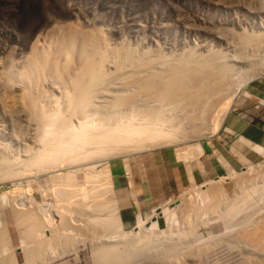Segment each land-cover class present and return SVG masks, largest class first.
Wrapping results in <instances>:
<instances>
[{
  "label": "bare ground",
  "instance_id": "bare-ground-1",
  "mask_svg": "<svg viewBox=\"0 0 264 264\" xmlns=\"http://www.w3.org/2000/svg\"><path fill=\"white\" fill-rule=\"evenodd\" d=\"M252 1L258 4V9L261 6L260 12L264 13V0ZM258 23L260 22L258 21ZM89 32L85 33L78 27L68 29L63 37L66 43L63 41L62 44H65L57 45L58 47H55V44L46 46L47 43L40 45L41 41H39L24 58L21 70L8 71L10 80L20 86L21 92H17L20 95L17 102L23 108L21 111H23V117L27 122L28 132L26 131L27 133L23 135L25 142L19 152H13L11 150L13 147L10 148L7 143L0 141V181L3 180L2 175L7 170L22 168L23 172L14 170L13 173L16 172L17 175L15 174L16 177L10 176L11 179L15 178L21 183L33 175L32 170H35L50 174V180L54 185L57 182L61 185V182L64 181V186H66V182L69 185L74 183L76 186L78 185V189L83 190L86 183H92V180L93 182L98 181L100 174H97L98 177H96L95 170L102 166L108 168L112 157L117 155L129 157L135 152H141L145 147L146 149L156 147L165 134L171 133L169 135L171 137L181 131L183 132L182 137L185 135L198 139L202 138L203 134L210 136L211 133H208L210 131L203 130V125L216 110L219 109L220 112L223 108L225 110L229 108L234 97V90H240L244 84L239 80V73L242 72V69L264 64V22L262 20L260 24L255 25L253 31L251 29L250 32H247L248 34H244L246 37L241 35L243 41L238 40V42L241 41L240 46H237L238 43H233L239 49L231 43L233 57L230 59L224 57V54L222 57L211 55V52H218L217 49L213 50V46H211L213 51L208 46L204 52L201 48L202 52L201 54L198 52V57H195V54L176 61L169 59L167 61L166 57V59L162 58L163 60L157 59V57L150 58V55H146L148 51L138 54L137 49L134 48V50L131 47H127V50L121 49L119 46L118 49L112 48L108 44L109 41L106 42L102 35L95 32L93 35L92 31ZM242 32L244 33V31ZM218 35L221 36V39L225 38L222 33H218ZM218 40L216 41L220 42ZM227 47H225L226 50L229 49V46ZM231 49L232 47H230V51H232ZM241 52L244 55H241ZM262 71H264L263 65L259 73ZM241 80L244 79L241 78ZM238 84H241V87H238ZM227 97L230 99L226 106ZM18 138L21 139V137ZM193 138H179L175 142L186 143L196 139ZM166 143L168 144V142ZM260 153L264 155L263 150H260ZM242 159L245 162V157ZM242 161H239V164ZM248 162L251 161L242 163L246 165ZM262 162L259 166L250 165L248 168L246 166L247 169H243L244 166H241L240 172L232 167L233 172L230 174V180L225 184L221 182L224 181L222 179H211L200 185L199 190H196L197 192L193 193L191 197L180 201L185 204L184 219L192 221V217L202 213L203 209L204 212L211 213L210 211H213L214 215L216 212H221L219 214L225 220H235L236 225L238 224L237 230L239 229V231L235 230L237 233L233 234L232 239L241 242L242 245L250 246L248 249L255 250V253L264 255V161ZM12 170L7 172L11 171V174ZM7 172L6 174H8ZM63 172H67L66 175ZM81 172L84 173V178L80 182L76 176ZM92 172H95L93 176H90L92 179L85 177ZM10 177L4 178L10 179ZM195 188L197 189V187ZM71 190L74 191V189ZM71 190L69 189L67 192ZM60 191H58V195L56 194L57 198L62 196L66 190H62L63 193L61 192L59 195ZM67 192L65 194L67 199L61 201V198H58L59 201L68 200L69 195L72 197L81 196L77 192V188L74 191L76 192L74 196ZM92 195L94 196V194ZM96 195L93 201L96 199L97 202L94 203H101V196L97 197ZM62 197L64 198V194ZM72 197L69 200L73 201ZM96 197L101 198L100 201ZM78 201L81 202V198H77L73 204L76 202V206H78ZM61 202L57 203L54 200L37 202L35 198L19 197L15 193L8 196V193L4 191L0 194V264H56L57 259L66 256L67 247H72L68 246V243L75 242L72 241V237L84 241L91 235L93 236L90 240L91 243L95 240L92 238H96L97 235L92 229L96 228L100 234L97 236H103L100 240L103 243L108 241V244L104 243L106 245L102 246L103 248L100 247L102 244L98 245L102 249L101 254L97 255L96 253L95 256H98L99 264H127L128 261L132 264L131 260L136 262L135 258L141 256L144 259L143 255H147L150 259L172 258L173 256H179L178 258L183 256L184 258L186 251L193 247L188 244L190 241L187 244H181V240H178L177 243H175L177 240H173L175 241L173 243L169 241V244L158 243L159 240L158 242H143L144 244H139V242L134 243L139 245L133 247L135 246L131 242L133 240L123 238L126 239L127 244L129 242L133 245L130 244L131 246H129L133 249L128 246L129 250L127 251L124 248L126 251L124 252V249H119L116 246L117 242L114 241L116 240L114 232L117 229L116 225L121 226L118 220L116 222L111 219L114 214L95 218H90L87 215L88 218L81 214L82 210L75 208L82 211L80 213L76 211V213L74 209H69L65 205L66 202L65 204ZM102 202L104 205H100L105 206L106 202ZM92 204L88 205V209L94 206ZM202 206L203 209H201ZM2 207H7L8 212L14 215L19 236L17 247L14 245L10 221L8 223L6 216L3 215ZM70 207L74 208L72 205ZM109 207L112 211L115 209L113 199L109 202L106 210ZM166 207L154 208L156 209L154 213L153 211L149 212L153 214L151 215L153 217H145L142 214L143 218L141 216L137 218L139 219V224H136L138 236L142 237L144 233L155 232L149 228L148 231L144 229L159 226V217L164 218L165 221L169 220L167 216L170 217L175 212L174 205ZM103 208H99L97 214H100L102 210L105 211ZM93 209L91 212L96 210L95 208L92 211ZM260 210H262L261 213ZM175 218L173 220H176ZM84 226L86 230L89 228L87 226L92 227L91 234H89L90 231L83 232ZM185 232L187 234V231ZM173 233L172 231L169 233L170 238L171 235L173 238L176 235ZM181 235L177 234L176 236ZM185 238H181L182 241ZM85 240L89 241V239ZM111 240L115 242V245H113L114 242H111L112 246H109ZM136 240L138 239L136 238ZM186 240L187 238L184 241L186 242ZM77 242L79 241L77 240ZM99 242L97 241L96 244ZM126 243L123 241L119 245L124 244V247L128 249ZM92 245L95 248V243H91ZM73 247L74 250L70 248V250L72 249V251L69 250L70 253L76 252L75 244ZM209 247L198 249L202 253L201 257L198 255L195 258L192 255L186 257L195 260L198 258L201 260L200 263H203L204 260L205 263L216 264L210 262L215 261L216 251L212 250L213 247ZM242 262L250 263V260L243 257ZM185 264L187 263L185 262Z\"/></svg>",
  "mask_w": 264,
  "mask_h": 264
},
{
  "label": "rangeland",
  "instance_id": "rangeland-1",
  "mask_svg": "<svg viewBox=\"0 0 264 264\" xmlns=\"http://www.w3.org/2000/svg\"><path fill=\"white\" fill-rule=\"evenodd\" d=\"M260 10L261 6L258 9V4L252 0H0V141L7 143L10 148L13 147L14 149H11L13 152H19L23 146V142H25L23 135L28 132L27 122L25 121V117H23V111H21L23 108L17 102V98L20 97L17 92H21L19 90L20 86L14 84L10 80L8 71H13L14 69L16 72L21 70L25 61L24 58L31 48L39 41H41L39 42L40 45L43 43L46 45L47 43L48 45L46 46L53 44H55V47L57 45L63 46L66 43L63 38L66 34L65 32L73 27H78L85 33L86 31L87 33L89 31V33H91L92 31L93 35L95 33L100 36L102 35V37L106 39V42L109 41L108 44L112 48L115 47L118 49L121 47V49L127 50V47H131L132 49H137L138 54L142 51L143 53L144 51L145 53L148 51L146 55H150V58L157 57V59H162L166 57L167 61L168 59L170 61H176L195 54V57H198V52H200V54L202 52L201 48L204 52L208 46L211 50L213 48V50H218V52L215 50L216 53L211 52V55L222 57L224 54V57L230 59V57H233V43H238L237 46H240L239 44L241 41L238 42V40L241 39V35L250 32L251 29L253 31L255 25L260 24L261 20L264 22V13L260 12ZM258 21L260 23H258ZM242 31H244V33ZM218 33L224 34V37L228 39L224 37L225 40L221 39ZM59 36L61 37L60 39ZM244 36L246 37V35ZM230 38L232 39L230 40ZM52 40L56 43L52 42ZM241 40L243 41V37ZM63 41L65 42L64 44H62ZM211 46H213V48ZM227 46H229V49L226 50L225 47ZM230 47H232V51H230ZM220 48L222 49L220 50ZM202 54L205 55V53ZM240 54L244 55L242 52ZM262 65L264 66L263 63ZM262 65L242 69V72L245 70V73H239V80L244 82V84L242 87L241 84H238V87H241V89L234 90V97L231 100L232 103L229 105V108L226 110L223 108L220 112L218 111L219 109L216 110L219 113L215 111V113H212L213 115L206 120V125L202 124L204 126L203 130L210 131L208 132L211 133L210 136L203 134V136H205H202V138L197 139V137H194L196 138L194 139L192 137L194 140L179 144L175 142L177 141L176 139H186V137L187 139L192 138L185 135L182 137L183 132L181 131L176 133L177 135L174 133L175 136L172 135L171 137L169 136L171 133L167 134L170 138L165 134L164 138L162 137L165 140L160 139V143L156 147L154 146L151 149H146L145 147L144 149L146 150L142 149L141 152H135L136 154L133 153L129 157H121L119 155L115 156L116 158L112 157L108 168L102 166L95 170L96 177H98L97 174H100V180H95L96 182L92 180L91 182L93 184L89 182L86 183L83 190L78 189V185L76 186L74 183L69 185V183L66 182V186H64V181H60L61 185L57 182L59 186L57 184L54 185L50 180V174L46 172H37L35 170H32V172H34L33 175L27 177L20 183L15 178L11 179V177H16V172H23V169H9L12 170L11 174V171L8 173L7 171L9 170H7L6 172L8 174L5 172L6 175H2L4 181H0V194L4 191L8 193V196L15 193L18 194L19 197L35 198L37 202H50L54 200L60 203L62 199L65 200V194L69 189H74L75 191L77 188V192L80 190L79 193L81 196H74L76 192L73 190H71L73 192H69L74 197L69 194H67V196L69 195L76 201L77 198H81V202H77V205L79 203L78 206H76V202L73 204L75 201L74 199L73 201L69 200V196L68 200L70 202L66 200L61 203L65 204L66 202L65 205L68 206L69 209H74L75 212L77 211L80 213L83 211L81 214L88 218L89 216L90 218H95L101 215L102 217H108V215L112 216L116 214L115 217L113 215L111 219L116 222L118 220L119 224L122 226L116 225L117 231L115 229V231L113 230L116 235V240L114 241L117 242L116 246L119 249L123 250L125 248L126 251L129 250V247L132 245L131 243L130 245L129 242L128 244L126 243V239L129 240V238L130 241L133 240L131 241L133 244L139 242V244H141L148 241L158 242V240L160 241L158 243L169 244V241L173 243L177 240L175 242L177 243L181 240V244H187V242L190 241L188 244L193 246L190 250L186 251L184 258L183 256H180V258H178L179 256H173L172 258L150 259L147 255H143L144 259L142 256L138 257L141 258L140 260L135 258L136 262L131 260L133 262L132 264H185V262L187 264H211L205 263L204 260L203 263H200L201 260L198 258L195 260L186 257L187 255H192L194 258L197 255L201 257L202 253L200 250L209 246L213 247L214 249L212 248V250L216 251L215 261L212 260L210 262H215L216 264H264V255L255 253V250L248 249L250 246L242 245L240 244L241 242L232 239L233 234L236 232L235 230L238 228V224L236 225L235 220H225V218L219 214L221 212H216V215L219 216L214 215L213 211H210L211 213L204 212L202 206V213L192 217V221H188L184 219L185 204L180 202L181 200L191 197L193 193L197 192L196 190H199L198 187L208 182V180L222 179L224 180L221 181L222 183L224 182L223 184L229 182L231 177L230 174L233 172L232 167H234V170L237 172H240L241 166H244L243 169H247L250 165L259 166L263 163L264 155L260 153V150L264 151V129L259 127L257 129L253 128L254 131L251 137H248L247 134L242 132V129H244L246 125L248 115L250 114L249 111L253 108V104H256V100H261L259 99L260 95L264 94V71L261 72L262 74L259 73ZM241 78L244 80L242 81ZM230 97L226 98V106ZM225 104L223 105L224 107ZM212 117H214V120H211ZM18 137L24 139L21 140ZM161 142L163 145H161ZM166 142H168V144ZM148 156H151V158L149 159ZM244 157L245 162L242 161ZM169 160L175 161L179 166V174L183 177L181 185L178 184L176 186L175 181L168 178L152 179L149 177L150 172L156 171L157 169L163 170L164 163ZM248 160L251 162H248L246 165L243 164L247 163ZM239 161L243 163L240 162V165ZM239 165L240 167H238ZM14 170H16V172L13 173ZM32 172L30 171V174H32ZM95 172L89 173L91 175L87 174L88 176L85 177L89 178L93 176ZM190 172L194 174L196 181L191 182L190 179H186V177L190 175ZM66 173L67 172H63L65 175ZM83 174V172L78 173L76 176L78 181H82L84 178ZM167 174H169V170ZM8 176H11L10 179L4 178ZM89 179L92 178L90 177ZM27 181L30 182L28 183ZM56 186L58 187L57 189ZM195 187H197V189ZM61 189L64 191L66 190L65 193H63ZM85 189L86 191L84 192ZM58 191H60L59 195H61V192L64 194V198L62 197L63 194L58 197L59 199L61 198V201H59L56 196V194L58 195ZM92 194H94V196ZM95 194H97V197L101 196L102 199H100L106 202L105 206L100 205L103 203L102 201L101 203L95 204L97 202L96 199L93 201ZM77 195L79 194L77 193ZM84 198L85 200H82ZM100 199L98 201H100ZM112 199L115 205L114 212L110 207V210H106V207H108ZM90 201L94 204L96 208L95 211L94 206H91V208H89L90 210L88 209L92 204ZM70 205L74 208H71ZM161 205L163 207L167 206L166 208L174 205L173 209L175 214H169L170 217L167 216L169 219L168 221L159 217V226L153 228L146 227L144 229L147 230L149 228L150 230H155V232L147 233L148 235L144 233L142 234L143 238L141 235L138 236L136 233L138 230L136 229V224H139V219L137 218L139 216L142 218L144 216L153 217L151 216L153 214L149 212L153 211L154 213L156 210L154 208L162 207ZM100 206L102 208L104 207L103 209L109 214L103 210L100 211L102 214H97L99 213V208H101ZM97 207L99 208L97 209ZM91 209H93L92 211L94 212H91ZM1 210L3 215L6 216L5 218L8 223L10 221L9 225L10 229L12 228L14 245L17 247L19 244V236L14 215L8 212L7 207H2ZM199 210L196 211L200 212ZM103 212H105V215ZM261 212L262 210H260V213ZM173 218L176 220H173ZM172 220L174 221L173 223ZM83 228L84 233L90 231V233H88L91 234L92 227L87 226V230L85 226ZM168 228L169 230H167ZM130 230L131 234L129 233ZM92 231L100 235L97 232V228L92 229ZM169 231H172V233L176 231L173 233L174 235H182H175L174 238L171 235L170 238ZM185 231H187L188 236ZM238 231L239 229L237 232ZM97 235L96 238H92V240H95L91 241V243H95V248L93 245L91 246L90 243L91 237H93L91 235H89V237L85 235L88 237L85 239H89V241L77 239L79 241L77 242V240L72 237V241L77 243H72L70 240L68 243L67 241L69 244L68 246L71 245L72 247H67L66 256L57 259L55 263L99 264V261L97 262L98 256L95 257L96 253L97 255L98 253L101 254V248H103L106 245H104V243L108 241L103 243V241L100 240L103 236ZM183 237L187 238L186 242L184 241L186 238L182 241L181 238ZM136 238L138 240H136ZM96 239L102 243L99 242V244H96ZM121 240L127 244V247L130 245L128 249L124 247V244L121 246L119 245V243L123 242ZM86 241L88 242L86 243ZM114 241H109V244ZM115 242L113 245H115ZM242 243L245 244L243 241ZM74 244L77 250L76 252L74 251L75 253H70L72 249L74 250ZM100 244H102L100 246L101 248L98 247ZM139 244H134L135 246H132L136 247V245L138 246ZM109 246L112 245L110 244ZM96 247L98 248L96 249ZM133 247L130 248L133 249ZM70 248L72 249L70 250ZM125 249L123 250L124 252H126ZM16 251L19 252L18 249H16ZM243 257L245 259L248 258L250 263L242 262ZM127 264H131V262L129 263L128 261Z\"/></svg>",
  "mask_w": 264,
  "mask_h": 264
},
{
  "label": "crops",
  "instance_id": "crops-1",
  "mask_svg": "<svg viewBox=\"0 0 264 264\" xmlns=\"http://www.w3.org/2000/svg\"><path fill=\"white\" fill-rule=\"evenodd\" d=\"M259 99H261L262 101H255L256 104L254 103L253 108L249 111L250 114L248 115L246 125L244 129H242V132L244 134H247L248 137H251L253 135V128L257 129L259 127L261 129H264V94H261ZM148 158L150 159L151 156H148ZM168 170L169 174H167ZM149 174V177L152 179L168 178L170 180H174L176 186L178 184L181 185V183L183 182V177L179 174V166L175 161L172 160H169L168 162L164 163L163 170L157 169L156 171L150 172ZM186 179H190L191 182L196 181L194 174L191 172L190 175L186 177Z\"/></svg>",
  "mask_w": 264,
  "mask_h": 264
}]
</instances>
